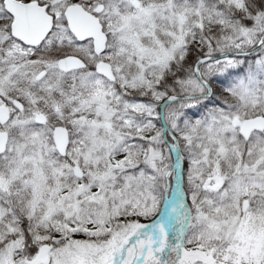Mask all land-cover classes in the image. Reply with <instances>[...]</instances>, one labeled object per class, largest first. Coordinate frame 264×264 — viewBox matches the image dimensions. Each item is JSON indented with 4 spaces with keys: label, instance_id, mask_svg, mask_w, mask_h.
Returning <instances> with one entry per match:
<instances>
[{
    "label": "snow or ice",
    "instance_id": "obj_1",
    "mask_svg": "<svg viewBox=\"0 0 264 264\" xmlns=\"http://www.w3.org/2000/svg\"><path fill=\"white\" fill-rule=\"evenodd\" d=\"M0 264H264V0H0Z\"/></svg>",
    "mask_w": 264,
    "mask_h": 264
}]
</instances>
